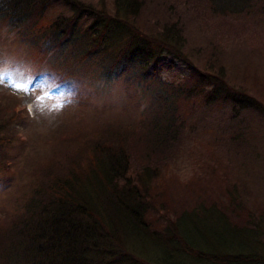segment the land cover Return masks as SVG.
I'll list each match as a JSON object with an SVG mask.
<instances>
[{
  "label": "trees",
  "instance_id": "trees-1",
  "mask_svg": "<svg viewBox=\"0 0 264 264\" xmlns=\"http://www.w3.org/2000/svg\"><path fill=\"white\" fill-rule=\"evenodd\" d=\"M50 1L0 0V26L39 43H54L74 57L78 67L94 65L95 74L107 80L124 78L126 85L137 84L146 94L147 85L157 86L139 109L138 119L119 118L102 127L95 125L97 120L91 127L94 136L83 134L81 140L71 138V133L49 150V145L29 142L23 131L19 133L25 141L17 136L18 130L11 135L9 123L25 116L0 99V150L30 143L36 152L27 149L21 163L45 161L20 198L25 201L14 202L13 211L0 214V264H176L182 258L197 264L264 263L261 213L243 204L231 186L227 201L195 195L191 205L170 211L169 164L186 151L188 110L195 102L205 103L221 86L216 69L193 68L185 81L192 88L183 91L170 90L156 72L149 73L161 52L189 61L178 46L183 33L175 29L180 19L177 5H190V11L198 6L224 17L247 8L251 0H168L164 11L177 18L167 15L155 23L160 36L129 32L126 38L117 31L120 22L124 25L139 15L144 0H113V17L119 22L110 15H105L108 21L101 19L74 0L72 14L52 17L57 10ZM47 11L51 19L45 18ZM111 32L121 43L114 47L109 40L103 47ZM124 32L128 34L126 26ZM207 85L211 88L204 91ZM226 90L224 97L240 102L236 104L242 109L264 110L257 99ZM237 94L240 99L234 97ZM201 173L193 170L194 178Z\"/></svg>",
  "mask_w": 264,
  "mask_h": 264
},
{
  "label": "rangeland",
  "instance_id": "rangeland-1",
  "mask_svg": "<svg viewBox=\"0 0 264 264\" xmlns=\"http://www.w3.org/2000/svg\"><path fill=\"white\" fill-rule=\"evenodd\" d=\"M74 1L84 3L101 19H106L105 15L113 17V0ZM165 1L168 2L144 0L139 15L129 17L124 25L120 22L121 29L117 31L123 32V38L129 36V32L160 36L155 23L168 16L174 20L175 14L179 15L175 29L183 36L178 46L189 61L161 52L159 61L149 65V73L156 72V77L166 82L170 90L183 91L186 86L192 88L185 81L193 68L211 66L219 74L217 80L221 83L209 100L195 102L188 110L186 151L169 164L172 169L168 192L170 211L191 205L195 195L227 201L226 189L231 186L243 204L261 213L257 216L264 227V110L261 109L262 114L255 108L242 109L236 104L240 102L224 97L226 89L230 88L264 104V0H251L247 8L224 17L206 13L198 6L197 11H190V5L185 8L177 5L178 13L175 10L173 15L164 11ZM50 5L57 10L52 17L72 14L70 0H51ZM167 9L169 11L170 4ZM52 17L47 11L45 18ZM125 26L128 34L124 32ZM106 36L103 47L108 46L109 40L114 47L121 43L112 32ZM64 51L54 47L52 42L39 43L0 26V73H4L0 78V99L4 105L18 106V114L25 116L9 123L11 135L18 130L20 137L19 132L23 131L29 142L36 140L38 146L49 145V150L59 138L69 139L71 133L74 134L71 138L81 140L83 134L94 136L96 130L91 127L97 120L95 125L102 127L111 120L126 122L135 116L138 119L139 109L150 100L149 94L157 84L147 85L150 93L146 94L137 84L126 85L124 78L107 80L97 76L94 65L78 67L75 58L67 57ZM14 78H24L31 90L15 89ZM210 88L207 85L204 91ZM234 97L240 99L238 94ZM29 144L4 145L0 150V214H8L15 203L25 201L20 198L27 193L28 183L45 165L42 160L36 164L31 160L21 163L27 149L36 152V146ZM8 161L12 164L7 165ZM34 165L39 168L35 169ZM195 169L202 172L201 176L194 178ZM176 264L197 262L182 258Z\"/></svg>",
  "mask_w": 264,
  "mask_h": 264
},
{
  "label": "snow or ice",
  "instance_id": "snow-or-ice-1",
  "mask_svg": "<svg viewBox=\"0 0 264 264\" xmlns=\"http://www.w3.org/2000/svg\"><path fill=\"white\" fill-rule=\"evenodd\" d=\"M4 73H0V78H2ZM19 74H17L18 76ZM12 86L20 91H30V87L28 82L24 78H14L12 82Z\"/></svg>",
  "mask_w": 264,
  "mask_h": 264
}]
</instances>
